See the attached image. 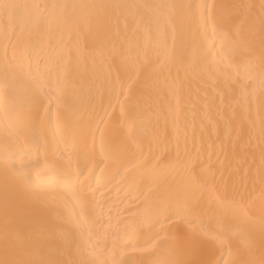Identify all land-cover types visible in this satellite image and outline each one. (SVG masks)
Masks as SVG:
<instances>
[{"label": "snow or ice", "instance_id": "1", "mask_svg": "<svg viewBox=\"0 0 264 264\" xmlns=\"http://www.w3.org/2000/svg\"><path fill=\"white\" fill-rule=\"evenodd\" d=\"M254 7L227 3L0 0V75L5 85V111L11 114L0 140V264H109L102 256V252L108 251L109 237H114L111 264H162L154 258L160 249H165L168 255L163 264H220L219 258L209 260L206 254L219 246L223 258L224 245H230V237L203 229L181 233L179 227L170 238L159 240L160 232L165 231L162 227L154 233L159 242L146 247L140 259L126 258L123 250H136L135 237L144 231L145 223L149 229H155L173 216L183 219L178 203L184 195L181 192L175 194L176 202L171 197L141 200L135 206L137 211L127 218V224L119 221L125 224L123 236L111 229L103 230L102 250L97 249L102 228L95 233L89 229V243L82 251L73 230L75 227L83 236L84 225L79 220L73 223L63 190L83 191L91 186L82 166L94 155V143L89 146L88 136L91 133L94 137L93 120L107 113L113 99L120 103L122 114L131 125H135L142 110L154 107L159 114L152 129L156 147L163 145L170 150L175 144L179 157L183 144L184 159H191L189 144L196 148L198 131L202 148L205 129L216 130L219 144L209 145L212 151L208 168L202 173H197L195 167L191 169L194 184L205 187L211 183L213 188L222 187L227 196L241 194V187H246L253 177L254 167L264 178V87L256 97L242 82L241 68L244 58L251 54V47L248 36L239 28L235 33L232 29L240 10ZM260 8L264 13V2ZM210 26L213 36L223 34L233 40L229 59L239 52L235 77L218 67L213 71L215 60L211 58L218 54L214 52V44L206 46ZM54 29L66 31L69 37L56 57L41 43L44 35ZM261 43L264 45V29ZM88 60L93 66L107 64L115 71L102 76L83 73L79 88L89 94L90 115L67 119L61 102L76 90L73 65L82 61L86 64ZM221 71L223 79L218 74ZM209 78L213 80L214 95L219 96L218 104L214 99L208 102ZM53 95L58 102L55 132L48 118L49 108L44 105V100ZM101 122L102 117L95 122L96 128ZM257 122L258 165L252 145ZM128 150L127 140L105 143L102 135L107 164L120 162L122 166ZM40 152L47 169L40 175L53 173L55 183H39L32 176L30 168L40 166ZM213 154L216 161H212ZM57 155L61 158H50ZM196 155H201L199 149ZM86 204L87 201L82 207ZM141 217L144 220L138 223ZM98 220L102 225V219ZM129 228L134 231H128ZM117 250L119 259L115 258ZM224 264L232 262L225 259ZM259 264H264V258Z\"/></svg>", "mask_w": 264, "mask_h": 264}, {"label": "bare ground", "instance_id": "2", "mask_svg": "<svg viewBox=\"0 0 264 264\" xmlns=\"http://www.w3.org/2000/svg\"><path fill=\"white\" fill-rule=\"evenodd\" d=\"M16 2H39V3H72L80 0H16ZM113 2H136V3H227V4H244L255 5L251 10L241 9L239 20L232 25L233 33L239 28L246 36L249 37L251 54L244 58L240 76L242 82L248 85V91L258 97L264 87V45L261 43L262 29H264V13L260 5L264 0H113ZM209 40L206 46L215 45L214 52L217 57L213 71L217 67L230 73L233 77L237 75L236 63L239 62V52L233 54L229 59L228 54L233 53L234 42L226 38L223 34L220 36L212 35V28L209 27ZM68 33L54 29L51 33H46L41 43L47 48L52 57L59 55L64 49V44L68 41ZM119 39H123L122 37ZM73 44L75 41L73 40ZM223 61L221 64L220 61ZM43 68L44 65L42 64ZM109 71L114 72L107 64L103 67L93 66L91 60L87 63L81 62L79 65H73V77L75 79L76 90L71 92L64 101L61 102L65 118L73 119L81 114L85 117L90 115L91 101L86 89L80 90L81 75L85 72L88 74H100L101 76ZM224 71L219 72L223 79ZM98 82V81H97ZM22 86H17L19 89ZM206 87L208 88V102L212 103L213 99L216 104L219 103V96L214 95L213 80L208 79ZM4 82L0 75V140H2L5 129L8 128L10 120V111H5L4 104ZM45 89V92H48ZM203 94V93H202ZM49 101H51L49 103ZM173 103L175 101L173 100ZM44 105L49 108L48 118L51 124V130H56L58 102L55 95L46 98ZM158 112L153 107L142 110L136 120L135 125H131L126 117L122 114L121 105L115 99L112 101L107 113L98 115L93 120L92 127L95 128V135L90 133L88 143L91 147L94 143V155L89 156L86 162H82L85 173L89 176L90 187H85L83 191L79 189H64V203L67 205L69 213L73 215V223L79 220L84 225V235L74 227L73 236L83 251L88 245L87 233L89 229L95 233L97 228H102L100 233L101 243L97 249L104 248L103 230L111 229L113 233L119 232L121 236L125 232V224L128 223V217L133 215L137 209L136 205L146 198L154 199L160 197L172 198L175 201V194L181 192L184 195L178 203L182 210L181 216H173L170 220L164 221L162 225H156L155 229H149L145 223L144 231L135 237L137 241L136 250H123L126 258L138 260L143 255L146 247L155 245L159 240L170 238L177 232L179 227L181 233H192L203 229L204 231H215L221 235L230 237V245L225 244L223 249V258L219 246L215 249H209L206 258L209 260L220 259V264H224L228 259L232 264H250L255 261L259 264L264 258V178H261L254 167L253 177L247 182L246 187H241V194H232L225 196L222 187L213 188L209 183L205 187H200L192 181L191 169L195 167L197 173L204 172L209 165V148L210 144L218 145L216 130L208 127L204 132L203 147L200 146L199 131L197 134L196 148H192L191 142L189 147L192 151L191 159H184L183 144H181L180 156H177L175 144L171 149L156 147L152 129L158 118ZM99 127L96 128V121L101 120ZM102 135L104 142L109 141L118 143L121 140H127L129 150L123 157V164L120 162L106 163V157L102 151ZM224 132L221 130L220 139H223ZM253 151L257 165L260 159L259 143V124L255 134L252 137ZM63 149V145L60 146ZM200 150L201 155L197 157L196 151ZM40 166L30 168L32 176L38 178L39 183H55L56 176L49 172L47 176H41L42 172L47 171L44 167V154L39 153ZM51 159H60L59 155L50 157ZM66 159V155L64 157ZM251 158V157H250ZM212 161H216L215 154L212 155ZM17 162H19L17 160ZM2 163V159H0ZM119 168V174L116 170ZM87 201L86 207H82ZM186 201H190L186 203ZM131 209V211H129ZM98 218H101V225ZM124 220L125 224L119 223ZM144 220L140 218L139 222ZM165 231L160 232L159 240L154 235L161 228ZM128 231H134L129 228ZM97 236L94 234L92 241L95 242ZM114 237L107 240V252H102L104 259L111 264L113 258ZM147 242V243H145ZM251 244V249L249 245ZM229 246L231 255H229ZM87 256L88 253L84 252ZM115 258H120V250L115 252ZM156 259L163 264L168 259L165 249H160L155 255Z\"/></svg>", "mask_w": 264, "mask_h": 264}]
</instances>
